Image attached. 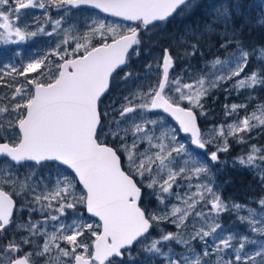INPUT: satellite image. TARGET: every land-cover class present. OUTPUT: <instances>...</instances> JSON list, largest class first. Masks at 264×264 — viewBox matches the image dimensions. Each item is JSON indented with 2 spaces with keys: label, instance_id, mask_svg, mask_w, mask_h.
Wrapping results in <instances>:
<instances>
[{
  "label": "snow or ice",
  "instance_id": "obj_1",
  "mask_svg": "<svg viewBox=\"0 0 264 264\" xmlns=\"http://www.w3.org/2000/svg\"><path fill=\"white\" fill-rule=\"evenodd\" d=\"M52 7L57 9L90 5L112 17L134 22L135 26L120 29L119 26H106L103 22L94 21L92 35L99 36V43L91 45L89 38L81 43L77 37L71 51L57 45L52 55L55 62L35 59L27 63L19 71V75L27 78L28 87L23 84L15 86L11 96V106H0V115L4 118L13 117L10 128L16 129L14 137L0 135V157L8 158L14 164L35 162L37 165L51 163L53 166L66 167L70 175L57 174L52 181L53 187L37 192L39 184L28 185L20 183V191L15 190L17 180L14 175H5L0 171V264H36L40 257L56 250L55 264H117V259L123 261L127 254L131 258V249L135 243L150 239L146 251L155 253L164 264H211L208 259L209 241L211 240V255L216 257L215 264H264V250H254L259 261L252 259V252H244L245 242L241 240L234 248L236 239L232 234L218 235L223 225L219 218L226 211L242 208L239 204H226L220 195L222 186L215 180L216 174L207 162L191 160V166L179 167L173 171L172 165L178 158L191 156L186 142L177 139L180 133L188 134L191 145L203 150L213 143L212 137H204L198 124V116L203 114L202 99L208 95V89L203 87L204 81H197L198 87L191 83L181 84L180 79L170 80V69L175 61L169 49H163V55L155 63L159 69L158 82L147 91L133 92L131 98L125 97L118 109L112 111L102 109L103 98L110 92V84L120 72L121 81L138 76L130 70L132 55L139 56L141 34L156 27L157 22L173 16L181 6L191 7L189 0H49ZM14 7L0 8V35L6 33L4 42H22L29 36L35 37L37 31L28 32L19 25L21 10L29 8L46 9L45 0H12ZM9 0H0V5H8ZM227 15V10H225ZM53 31L61 26L62 21H51ZM43 33L44 28H38ZM51 35L52 33H47ZM69 39L63 44L67 45ZM228 41H222L221 47H229ZM190 47L195 49L194 45ZM239 48V45H237ZM194 54V52H193ZM230 56L233 54H229ZM236 60L231 64L232 71L223 76H217L212 87L221 81L233 77H241L247 66V51H238ZM216 64L222 61L215 60ZM54 67V71H53ZM153 68L146 65V71ZM261 71H264L262 69ZM15 67L11 73H16ZM10 73V74H11ZM28 74L35 76L28 78ZM264 85V78L253 72L238 79L234 88H245ZM167 89V91H166ZM237 105L231 106L232 112ZM247 107V105H243ZM264 110V105L260 106ZM154 110H162L174 118L177 128L163 131L159 136L155 130L159 125L158 119H149L147 114ZM115 112L114 116L112 113ZM135 114H139L137 122ZM118 117V118H117ZM256 120L264 126V117L257 116L253 111L245 115L238 123L228 126L227 135L250 132L257 125ZM121 121L127 127H121ZM3 120H0V127ZM151 126V130L149 128ZM225 129L219 128V136L225 137ZM131 138V143H128ZM111 140L109 144L106 141ZM244 143L243 137L238 139ZM146 143L147 147L139 150V145ZM229 150L227 142L223 147L217 146L211 152L210 161L220 162L218 153ZM262 149L250 146L249 154L238 158L241 165L254 167L264 171V155L257 154ZM175 153V157L173 156ZM123 157V159H122ZM167 161V163H166ZM153 164L157 169L153 171ZM167 169L166 178L164 170ZM181 174L191 181L193 176L203 181L195 184L196 191L192 195L173 192L177 188V177ZM33 175H35L33 173ZM264 182V176L260 177ZM6 185L13 186V194L24 195L29 209V221L18 223L14 219V211L22 212L24 207L16 208L13 194L5 191ZM77 185L81 191L77 193ZM190 185H184L189 187ZM215 186V190H214ZM152 190L158 204H165V194L182 201L183 206L171 205L170 211L157 212L141 205L143 189ZM31 193V203H27V195ZM55 202V206L53 204ZM260 211L264 212V199L254 201ZM201 205L197 209V205ZM83 206L88 214L98 218V223L87 222L77 213L70 223L63 222L68 210ZM167 207V206H165ZM251 221L241 219L249 224V231L264 234V221L261 227L256 224L255 210ZM39 212L42 220L32 221L31 213ZM195 212L202 221L201 226L193 223V231L185 235V221ZM55 213V214H53ZM178 229L176 233H159V238L151 236V230L159 222L168 221ZM54 222V230L49 232L47 225ZM13 225L16 232L26 231L28 235L21 236L17 241L15 235L8 238V227ZM43 238L41 245L38 240ZM174 241L182 250L176 251L167 242ZM192 241H199L201 249L197 251ZM61 242L65 245L61 247ZM231 256L227 254L230 249ZM243 253V254H242ZM67 258V259H64ZM45 264H52L51 258Z\"/></svg>",
  "mask_w": 264,
  "mask_h": 264
},
{
  "label": "rangeland",
  "instance_id": "obj_2",
  "mask_svg": "<svg viewBox=\"0 0 264 264\" xmlns=\"http://www.w3.org/2000/svg\"><path fill=\"white\" fill-rule=\"evenodd\" d=\"M203 2L204 7L203 15L211 16L210 23H204L201 19L192 23L188 21V13L193 9L194 4H201ZM46 9L40 8H32L27 10H22L20 12V20L19 25L23 30L28 32L37 31V35L35 37L29 36L25 41L22 42H4L6 39V33L0 35V106L9 105L11 106V96L15 86L23 84L25 88L27 85V78L25 76L19 75V71L26 67L27 63L35 60L42 59L45 56L48 57V60L55 62L57 59L52 55L53 50L56 49L57 45L61 46V49L67 48L68 51H71L75 46L76 40H72L71 37H77L79 42L84 43L85 37L89 38V42L91 45H96L99 43L100 37L92 35V24L94 21L103 22L106 26L114 27L119 26L120 29L126 30L129 26H135V23L126 22L124 20H119L110 16L103 14L100 11L90 9V8H71L70 11L67 8L57 9L52 7L49 0H45ZM191 7H183L180 12H178L172 19L156 24V27L151 28L148 31L147 35L141 34V45L139 46V56L132 55L130 59V68H125V72L131 71L134 74H139L138 76L130 77L127 81H121L120 76L124 75V72H120L119 75L115 76L113 79V89L111 90L108 97L102 102V108L104 110L112 111V109H118L123 103H125L124 98L127 96L131 98L133 92L136 91H147L149 88L154 86L158 80L161 78L159 76V69L154 67L155 63L159 60V58L163 55V49H169L173 55L175 64L173 70L171 71L170 80L173 78L180 79L181 84L191 83L194 87H198L197 81L203 80V87L208 89V94H210L214 88L219 85L227 84L229 88H234V84L238 79L244 78L247 74H251L253 72H244L241 74V77H233L226 81H221L217 84L216 87H212V83L216 81L217 76H223L232 71L231 64L235 62L236 55L238 51H246L243 50L242 47L239 46L235 48H231L228 52L224 53L220 57L214 58L209 63H200L194 64L193 58L197 57V47L187 48L184 44L187 42L188 35L196 36H209L214 32L229 36L231 34V28L229 26V22L231 21V14L229 12L230 2L225 0H191L189 2ZM259 3V5H264L263 0H254L251 2ZM208 4H212L213 7L208 9ZM234 5L236 7L241 6L240 0H234ZM14 7L12 0H9L8 5H0V8H8ZM262 7V13H264V6ZM225 10H227V15H225ZM203 16V17H206ZM60 19L62 21L61 26L58 27L55 31H53V25L51 21H55ZM43 27L44 32L41 33L38 31V28ZM3 30H0L2 33ZM51 32V35L47 33ZM193 37V38H194ZM65 39H69L70 42L65 45L63 41ZM190 43V41H189ZM191 45V44H189ZM194 52V54H193ZM248 52V51H247ZM249 53V52H248ZM233 54V55H229ZM257 57L264 58V49H261L257 52ZM250 53L247 57V65L249 62ZM221 60V64H216L215 60ZM198 61V60H197ZM199 62V61H198ZM152 64L153 68L150 71H146V65ZM15 67L17 69L16 73H11V68ZM246 68V67H245ZM53 67V71H54ZM11 73V74H10ZM35 76V74H28V78ZM264 78V76H261ZM261 84H257L258 86ZM264 86V85H263ZM253 87V86H249ZM248 88V87H245ZM239 90L241 88H235ZM167 91V89H166ZM207 96V95H206ZM204 99V98H203ZM203 99L201 102H203ZM237 105L236 111H234V119L217 126H213L207 129H203L204 137H212L213 143L207 145L209 150L206 153H202L200 151L195 150L190 143H187L188 137L184 134L180 133L177 136V139L181 142H186V146L189 148L191 152V156L184 155L173 162L172 167L173 171H178L179 167H190L191 160H197L198 162H207V164L212 168L213 172L216 174L215 180L217 184L221 185L223 188V183L218 177L217 168L218 164L222 162L221 153H218L220 162H211L209 157L211 152L216 151L217 146L223 147L224 141L232 137L227 135L228 126L230 124L238 123L243 119L244 116L238 111L240 106ZM264 105L260 103L254 110L250 109V114L253 111L257 113V116L264 117V110H261L260 106ZM232 106V105H231ZM231 106L230 110H231ZM114 116L115 112L112 113ZM206 111L203 109V114L198 117L205 115ZM229 114V112H227ZM149 119H158L160 121L159 125L155 130V135L159 136L163 131H170L173 128H177V124L168 118L166 115L162 113H154L150 112L147 114ZM240 116V117H239ZM118 118V117H117ZM135 119L137 122L140 121L139 114H135ZM0 120H3V125L0 127V135L11 136L14 137L17 134L16 129L10 128V122L14 120L13 117L4 118L0 115ZM253 124L257 125L252 130H262L264 126H260L258 121H251ZM128 125L121 121V127H127ZM223 127L225 129V137L221 138L219 136V128ZM151 130V126H149ZM239 133V132H238ZM236 133V134H238ZM111 143V140H108ZM3 142V141H0ZM128 143H131V138H129ZM147 147L146 143H142L139 145V150L143 151ZM259 155L257 154V164H260ZM175 157V153H173ZM123 159V157H122ZM167 163V161H166ZM157 164H153V171L155 172L157 169ZM0 171H4L5 175L11 174L14 175L17 180V185L15 186L16 191H20V183L25 182V178H27V184H39L35 190L37 192H42L45 190V185L49 189L53 187L52 181L57 178V174H65L70 175V170L63 167L53 166L51 163H45L42 165H37L34 163H26L20 166L13 165L9 160L3 159L0 160ZM167 169L164 170V175L161 177L166 178ZM33 173L35 175H33ZM261 173H264L262 171ZM203 177L197 178L193 176L191 181L185 179L184 175L181 174L177 177L176 184L181 185V187L177 188L176 185H173L172 191L179 192L181 195L187 193L188 195H192L195 191V184L202 182ZM190 185L189 187H184V185ZM5 191H9L10 194H13V186L6 185L4 187ZM145 197L149 200V206L147 209L155 210L157 212L161 211H170L171 205L183 206L182 201H178L174 196L168 197L165 194V204L159 205L158 199L156 196L152 194V190L145 188ZM215 190V186H214ZM81 191L80 186L77 185V193ZM222 191V189H221ZM220 191V195H221ZM13 197L16 199L18 203V208L24 207L25 210L22 212L16 211L14 219L18 223H27L29 221V209L26 206L24 195H15ZM222 199V197H221ZM264 199V196L258 197L253 201H260ZM223 200V199H222ZM27 203H31V193L27 195ZM55 206V202H53ZM142 205V203H141ZM241 205V204H239ZM143 206V205H142ZM167 206V207H165ZM242 208L235 210L237 213H233V211L224 212L219 218L220 223L223 225L222 232L218 230V235L223 234H232L236 239H234L233 244L234 248L238 247V244L241 240L245 242L244 252H252V259L255 261H259V257L255 256L254 250H264V234L249 231V224H246V230H233L231 227L227 225V223L223 220L225 216L229 214H234L237 218L244 217L247 220L251 221L253 219V213L249 211V209L255 210V218L256 224L254 227H261V221H264V212L260 211V208L257 203L241 205ZM201 205H197V209H199ZM77 213H79L83 219L87 222L96 224L98 223V219H95L89 216L86 213V209L83 206H78L75 210H68L66 216L62 218L63 222L70 223L71 220L76 217ZM55 214V213H53ZM47 213L42 216L39 212L31 213V220L37 221L45 218ZM224 215V216H223ZM241 221V220H240ZM193 223L197 226L202 225V221L195 216V212H193L185 224L187 225L186 229H182L179 231H183L185 235L191 233L193 231ZM54 222H49L47 225V230L49 232L53 231ZM164 233H176L178 229L171 223V218L168 221L159 222L158 226L151 231V236L153 238H159L160 232ZM15 235V239L18 241L21 236H26L28 233L26 231L16 232L14 226L12 225L7 232V236L11 239ZM38 242L42 245L43 238H39ZM151 240H144L142 243H138L131 252V258L126 254L123 258L122 264H164V261L159 258L155 253H149L145 249L148 244H150ZM192 245L195 247L197 251L201 249V245L199 241H192ZM168 245L171 246L172 249L176 251H181L182 248L180 245L176 244L174 241L167 242L164 245L165 250H167ZM65 245L61 242V247ZM233 249H230L227 255L231 256ZM209 252L210 255L208 259L211 261V264H215L216 257L211 255V240L209 241ZM243 254V253H242ZM57 253L56 250H53L52 253L46 254L44 257H40L37 259L36 264H45V260L51 258L52 264H55V257ZM67 259V258H64ZM117 264H121V261L117 259ZM249 264H252V261H249Z\"/></svg>",
  "mask_w": 264,
  "mask_h": 264
},
{
  "label": "trees",
  "instance_id": "obj_3",
  "mask_svg": "<svg viewBox=\"0 0 264 264\" xmlns=\"http://www.w3.org/2000/svg\"><path fill=\"white\" fill-rule=\"evenodd\" d=\"M227 1L231 3L229 6L231 34L226 36L222 33L214 32L207 37L188 35V41L184 45L189 48V44H191L198 48L196 51L198 56L193 58L194 64L209 63L214 58L222 56L231 48L239 45L243 50L250 53L245 71L255 72L260 77L264 76V71H261L264 69V58L256 56L259 50L264 49V13H262L261 7L264 5H259V3L252 5L251 2L254 0H240L241 6L239 8L234 5V0ZM192 7L193 9L188 13V21L195 23L201 19L204 23L211 22V16L203 15L202 10L204 7L207 8V6H203V2L194 4ZM212 7V4H208V9ZM222 41L230 42L229 47L226 49L222 48ZM263 102V85L241 88L239 90L230 89L227 84L219 85L204 97L202 103L206 114L201 116L199 121L203 129L221 125L233 120L235 117L234 112L231 115L227 114V112L231 111L229 106L239 104L240 108L238 111L242 114L241 116H245L250 114V109L254 110ZM243 105H247V107H243ZM240 137H243L244 143L238 142ZM106 142L109 144L113 143V141L111 143L109 141ZM227 145L229 150L221 153L223 160L218 164L217 168L218 177L223 183L221 197L228 205L254 204V199L264 196V182L260 179L261 176H264V173H261V169L241 165L238 162V158L241 156L246 157L252 145L264 150V128L257 131L251 130L250 132L238 133L227 140ZM260 155H264V151ZM142 205L147 209L149 200L144 198ZM233 213L236 214L237 212L233 211ZM223 220L233 230L247 231L246 223L241 218L240 221L234 214L225 216Z\"/></svg>",
  "mask_w": 264,
  "mask_h": 264
},
{
  "label": "water",
  "instance_id": "obj_4",
  "mask_svg": "<svg viewBox=\"0 0 264 264\" xmlns=\"http://www.w3.org/2000/svg\"><path fill=\"white\" fill-rule=\"evenodd\" d=\"M190 1V0H189ZM79 7H88V8H92V9H95L94 7H92V6H90V5H81V6H79ZM79 7H75V8H79ZM183 6H181V8H182ZM181 8H179L178 10H177V12L181 9ZM29 9H31V8H29ZM95 10H98V9H95ZM98 11H100V10H98ZM101 12V11H100ZM176 12V13H177ZM103 13V12H102ZM176 13H174L173 14V16L176 14ZM104 14H106V15H108V16H111L110 14H107V13H104ZM173 16H171V17H169V18H172ZM112 17V16H111ZM114 18H117V19H120V20H122V18H118V17H114ZM168 18V19H169ZM126 22H128V21H126ZM163 22V21H162ZM132 23H134V22H132ZM157 23H159V22H157ZM173 69V68H172ZM172 69H170V73H171V71H172ZM110 86H111V84H110ZM153 112H157V113H162V114H164V115H166L167 117H169L171 120H173L174 122H175V120H174V118H172V117H170L168 114H166V113H163L162 112V110H154ZM176 123V122H175ZM198 124H199V126H200V123H199V120H198ZM201 128V127H200ZM201 132H202V129H201ZM184 134V133H183ZM184 135H188V134H184ZM192 147L194 148V149H196V150H198V151H200V152H205L206 150H207V146H206V148L205 149H203V150H201V149H199V148H197L196 146H194V145H192ZM1 159H6V158H3V157H0V160ZM8 159V158H7ZM11 163H13V162H11ZM25 163H34L35 164V162H31V161H28V162H24L23 164H25ZM14 164V163H13ZM14 165H22V164H14ZM66 168V167H65ZM142 197H143V192H142ZM14 213H15V211H14ZM87 213V212H86ZM88 214V213H87ZM89 216H91V214H88ZM91 217H93V216H91ZM94 218H96V217H94ZM96 219H98V218H96ZM137 243H135L133 246H132V248L136 245Z\"/></svg>",
  "mask_w": 264,
  "mask_h": 264
},
{
  "label": "flooded vegetation",
  "instance_id": "obj_5",
  "mask_svg": "<svg viewBox=\"0 0 264 264\" xmlns=\"http://www.w3.org/2000/svg\"><path fill=\"white\" fill-rule=\"evenodd\" d=\"M83 8H86V7H83ZM33 9H34V8H33ZM21 11H22V10H21ZM11 226H12V225H11ZM11 226H10V227H11ZM10 227H9V228H10ZM9 228H8V229H9Z\"/></svg>",
  "mask_w": 264,
  "mask_h": 264
}]
</instances>
